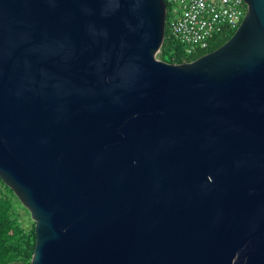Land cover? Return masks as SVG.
I'll list each match as a JSON object with an SVG mask.
<instances>
[{
	"label": "water",
	"instance_id": "water-1",
	"mask_svg": "<svg viewBox=\"0 0 264 264\" xmlns=\"http://www.w3.org/2000/svg\"><path fill=\"white\" fill-rule=\"evenodd\" d=\"M155 54L164 0H0V180L29 264H264V0Z\"/></svg>",
	"mask_w": 264,
	"mask_h": 264
},
{
	"label": "built area",
	"instance_id": "built-area-1",
	"mask_svg": "<svg viewBox=\"0 0 264 264\" xmlns=\"http://www.w3.org/2000/svg\"><path fill=\"white\" fill-rule=\"evenodd\" d=\"M170 5L168 28L184 57L208 48L209 40L235 29L244 16L245 0H164Z\"/></svg>",
	"mask_w": 264,
	"mask_h": 264
},
{
	"label": "trees",
	"instance_id": "trees-1",
	"mask_svg": "<svg viewBox=\"0 0 264 264\" xmlns=\"http://www.w3.org/2000/svg\"><path fill=\"white\" fill-rule=\"evenodd\" d=\"M169 11L170 5L166 3L164 38L159 49V59L166 62L180 63L192 60L220 46L235 30L223 31L209 40L208 48L203 52L184 57L181 44L170 34L168 28ZM8 194L14 197L12 190L0 180V264H29L35 243L34 223L32 222L30 228L21 225ZM14 200L21 206L18 200Z\"/></svg>",
	"mask_w": 264,
	"mask_h": 264
},
{
	"label": "rangeland",
	"instance_id": "rangeland-1",
	"mask_svg": "<svg viewBox=\"0 0 264 264\" xmlns=\"http://www.w3.org/2000/svg\"><path fill=\"white\" fill-rule=\"evenodd\" d=\"M155 57L159 58V50L158 52L155 54ZM12 194L14 195V193L12 192ZM8 196L11 197V195L8 194ZM18 200L17 197L14 195V197H11V202L13 203V206H14V211H15V214L18 218V221H20L21 225L24 227V228H30L32 226V220L29 216V213L27 211V209L21 204V206H18V204L15 203V200Z\"/></svg>",
	"mask_w": 264,
	"mask_h": 264
}]
</instances>
